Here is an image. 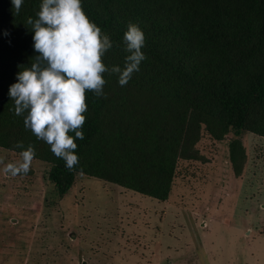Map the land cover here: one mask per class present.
I'll use <instances>...</instances> for the list:
<instances>
[{
	"label": "trees",
	"instance_id": "obj_1",
	"mask_svg": "<svg viewBox=\"0 0 264 264\" xmlns=\"http://www.w3.org/2000/svg\"><path fill=\"white\" fill-rule=\"evenodd\" d=\"M41 2L24 0L14 15L11 0H0V147L21 153L18 142L34 145L35 159L51 164L60 197L83 173L166 200L178 160H201L203 126L218 141L233 132L230 162L236 176L243 173L242 132L264 137V0H82L113 42L106 65L123 68L130 23L145 34L147 58L126 85L105 73L104 96L86 93L84 139L75 141L79 163L71 171L24 127L8 95L21 66L38 55L27 19L37 18Z\"/></svg>",
	"mask_w": 264,
	"mask_h": 264
},
{
	"label": "rangeland",
	"instance_id": "obj_2",
	"mask_svg": "<svg viewBox=\"0 0 264 264\" xmlns=\"http://www.w3.org/2000/svg\"><path fill=\"white\" fill-rule=\"evenodd\" d=\"M234 138L231 131L215 140L203 126L202 158L178 160L166 200L83 173L60 200L50 163L34 158L27 173L13 175L8 166L20 153L0 147V195L13 187L49 206L13 220L33 229L15 245L13 264H264V137L242 132L240 176L230 162Z\"/></svg>",
	"mask_w": 264,
	"mask_h": 264
},
{
	"label": "clouds",
	"instance_id": "obj_3",
	"mask_svg": "<svg viewBox=\"0 0 264 264\" xmlns=\"http://www.w3.org/2000/svg\"><path fill=\"white\" fill-rule=\"evenodd\" d=\"M11 3L14 15H19L24 0ZM36 16L29 17L27 24L38 55L30 67L21 66L8 95L15 115L24 117V127L48 144L71 171L79 163L75 141L84 139L86 93L104 96L105 73L117 75L119 84L126 85L147 58L142 51L146 38L138 25L130 23L123 36L124 66L109 67L103 57L113 42L87 16L82 0H42ZM16 146L23 150L21 161L8 166L13 175L27 173L36 156L34 145L25 149L18 142Z\"/></svg>",
	"mask_w": 264,
	"mask_h": 264
},
{
	"label": "crops",
	"instance_id": "obj_4",
	"mask_svg": "<svg viewBox=\"0 0 264 264\" xmlns=\"http://www.w3.org/2000/svg\"><path fill=\"white\" fill-rule=\"evenodd\" d=\"M3 180V177L0 176L1 183ZM5 180L6 181H4V183H11L10 179L6 178ZM12 189H9V193L0 195V264H13L15 262V245H23L26 238L27 240L30 238L28 237L30 235L25 236V233L33 232V229L31 227L23 223L15 225L13 223L15 217H22L23 215L29 217L35 212L40 213L43 212V210L45 212L49 210V206L47 205L45 200L35 202L34 200L32 201L30 196L24 197L23 195H16V193ZM65 196L60 197V200H63ZM77 202L79 201L77 200ZM32 209L35 211L32 212ZM75 227V225L71 224V228ZM40 228H43L44 231H47V229H45V227H41V225L38 226L36 231ZM16 232H20L22 233V235L16 234Z\"/></svg>",
	"mask_w": 264,
	"mask_h": 264
}]
</instances>
